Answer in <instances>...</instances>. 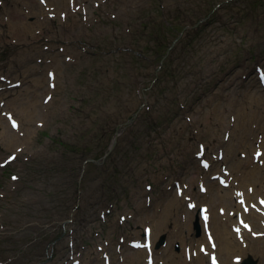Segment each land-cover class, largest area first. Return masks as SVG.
I'll return each instance as SVG.
<instances>
[{
  "label": "rangeland",
  "instance_id": "1",
  "mask_svg": "<svg viewBox=\"0 0 264 264\" xmlns=\"http://www.w3.org/2000/svg\"><path fill=\"white\" fill-rule=\"evenodd\" d=\"M3 1L12 28L23 31L21 22L31 26L29 38L48 24H81L78 31L63 33L74 38L65 47L67 52L59 51L58 46L49 48L54 55L41 54L42 63L31 60V55L28 58L23 36L16 44L11 43L12 35L6 40L0 38V90L5 87L0 91L5 103L0 117L5 118L1 109L7 110L9 102L15 101L20 109L27 103L26 87L10 91L8 84H26L36 71L45 76H41L42 95L34 113L41 112L36 120H43L41 132L46 133L37 138L31 148L35 154L28 156L29 161L12 167L25 177L32 175L35 181L19 186L7 204L0 206V238H10L6 256L16 255L12 264H34L44 260L39 256L53 239L60 238L54 247L56 260L44 264H73L79 254L81 264H103L98 247L104 243L108 245L105 250L116 254V264H123L122 259L134 252L128 241L142 238L143 226L150 224L154 231L160 228L158 237L168 235V245L155 253L156 261L179 264L166 259L173 231L184 224L183 214H187L183 196L182 205L175 203L174 182L189 184L185 193L199 200L197 188L203 185L199 180L207 175L205 161L213 165L209 175L212 183L220 181L217 175L226 178L224 168L234 170L240 164L248 170L255 166L264 169V162L259 165L250 160L258 149L264 150L258 141L264 137V122L259 120L249 138L242 132L249 114L264 112V84L258 77L259 68H264V0H77L78 6L85 4L84 13L81 9L73 13L70 7L52 0L68 13L66 19L45 18L46 12L36 0H20V4L19 0ZM95 1L100 3L98 7ZM23 6L33 14L29 20L16 22L13 14H21ZM84 16H101V25L84 27ZM7 20H0L3 33ZM173 25L178 30L174 31ZM45 35L35 36L38 49L43 47ZM67 56L72 59L67 60ZM22 57L25 61H18ZM48 57L56 59L62 73L55 80L57 88L51 91L53 102L44 104V97L50 93L47 70L55 67L46 63ZM217 92H224L226 102L218 100L214 109L219 105L223 112L228 107L219 119L224 124L221 130L206 123L205 114L200 113L204 106L206 112L211 111L208 103ZM145 99L148 105L141 108ZM137 109L138 116L119 137L106 164L86 165L80 208L73 214L83 159L103 155L116 127ZM214 118L208 116L210 122ZM35 126V131L40 130ZM47 134L51 136L47 138ZM219 155L223 160H217ZM0 181L8 182L2 170ZM53 195L50 206L30 202L34 197L48 202ZM169 203H173L171 217L163 212ZM102 211L109 216L100 218ZM194 212L192 220L197 209ZM69 217L74 219V230L66 234L59 223ZM29 223L32 225L24 226ZM139 225H143L141 230ZM194 239L198 245L205 238ZM71 246H76L78 254L69 260ZM145 256L142 264H146Z\"/></svg>",
  "mask_w": 264,
  "mask_h": 264
},
{
  "label": "bare ground",
  "instance_id": "2",
  "mask_svg": "<svg viewBox=\"0 0 264 264\" xmlns=\"http://www.w3.org/2000/svg\"><path fill=\"white\" fill-rule=\"evenodd\" d=\"M33 6H35V4H33ZM16 14H13V19L16 22H20L22 14H20V12H16ZM10 33L13 35V37H19L22 35L23 31L16 29V32L13 33L12 31ZM25 50H27L29 53L28 58L31 55L32 56L31 60H34L37 54L30 47H28V49ZM18 61L24 62L25 57L18 59ZM51 66H54V64L52 63ZM41 76L45 77L41 72L38 73L35 72L32 80L26 83V84H31V86L28 85L25 89L26 95L24 99L27 101V104L24 106L23 108L24 110L22 109V111L18 112L20 124L23 125L27 123V128H25V130L28 134H31L32 132L31 129H33L32 127L34 121L32 119L35 117L34 109L37 106V93H39V90L42 88L44 84V81H42ZM217 93L219 94L215 95L213 99L211 98L212 100H210V102L208 103L211 104L210 106L212 107L211 111L209 110L208 112H206L205 111L206 106H204L203 109L202 108L200 109V113L203 114L205 111L204 114L208 124L210 125L215 124L216 128L218 127L222 128L224 125L223 120H219V119H222L225 116L227 107H225L223 109V112H221L222 109L219 107V105L216 107V109H214L213 103L219 100L221 103L224 104V102H226V95L224 94V92H217ZM18 96H20V94H18ZM10 109L11 111L14 112L12 108ZM210 115H213L215 117L214 120H216V122L214 120L212 122L208 120V116ZM11 119H16V118L12 117ZM256 123H257L256 113L249 114L247 117V121L243 125V130L246 131V135H248L251 132V130L256 125ZM29 125L31 127H29ZM1 128L2 127L0 123V141L6 152L8 151L14 152L18 146L26 143L24 137L19 136V131L12 129L3 131L1 130ZM262 144L264 146V141L262 142ZM7 148H10V150H8ZM205 170L207 171V175H205L202 178V181L208 182L209 187L207 192L203 194V198L205 199L206 203L208 200L210 203L209 204L210 209L206 214V219L207 220L211 219V228L215 233L214 235L216 237V241L218 242L217 249L219 250L217 254L222 259L218 262V264H231V263L233 264L234 257H240V256H243V258L246 256L255 257L258 255V253H263L264 238L263 239L258 238V236L255 233H253L252 228L250 231L244 229L236 233V227L238 226L239 219L235 220V216L238 213L241 218H248V216L253 218L256 217L257 215L259 216V219L264 217V203H262V201H264V174L259 177V173H261L259 168H256L254 170H246L239 164L236 166V170H238L237 173L235 174L232 173V175H229L227 177V180L225 181V184H218L215 186L212 185V183L209 181L208 170L207 169ZM221 190H224V192L222 193ZM213 203L215 204V208H213L211 205ZM49 204H53V200H51ZM165 209L168 215L171 214L169 212L170 211L169 204L165 206ZM187 222H189V220L185 221V224ZM233 227H235V229H233ZM243 228H245L244 225ZM236 236L240 237L239 242L237 243L234 242V239L237 238ZM246 238H249L247 240L248 242H246ZM207 242L213 243L214 242L213 238L209 236V238H207ZM152 249H154V246H152ZM139 251L142 252L147 250L139 249ZM140 257L141 256L135 252L131 256L132 258L131 262L140 264ZM259 257L261 258V260H264L262 254H259ZM167 258H171V257L167 256ZM236 261H239V258H237ZM197 264H206V263L204 261H201V258H198ZM214 264H217L216 261H214Z\"/></svg>",
  "mask_w": 264,
  "mask_h": 264
},
{
  "label": "trees",
  "instance_id": "3",
  "mask_svg": "<svg viewBox=\"0 0 264 264\" xmlns=\"http://www.w3.org/2000/svg\"><path fill=\"white\" fill-rule=\"evenodd\" d=\"M178 28V27H177ZM177 28L174 29V31L178 30Z\"/></svg>",
  "mask_w": 264,
  "mask_h": 264
},
{
  "label": "snow or ice",
  "instance_id": "4",
  "mask_svg": "<svg viewBox=\"0 0 264 264\" xmlns=\"http://www.w3.org/2000/svg\"><path fill=\"white\" fill-rule=\"evenodd\" d=\"M262 203H264V201H262ZM245 227H247V225H245Z\"/></svg>",
  "mask_w": 264,
  "mask_h": 264
}]
</instances>
